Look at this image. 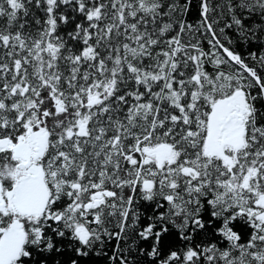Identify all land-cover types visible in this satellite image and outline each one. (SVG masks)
I'll return each mask as SVG.
<instances>
[{
  "label": "snow or ice",
  "instance_id": "1",
  "mask_svg": "<svg viewBox=\"0 0 264 264\" xmlns=\"http://www.w3.org/2000/svg\"><path fill=\"white\" fill-rule=\"evenodd\" d=\"M0 264H264V0H0Z\"/></svg>",
  "mask_w": 264,
  "mask_h": 264
}]
</instances>
